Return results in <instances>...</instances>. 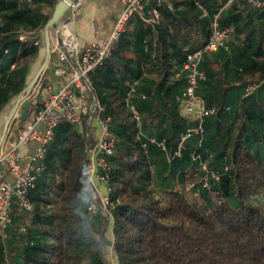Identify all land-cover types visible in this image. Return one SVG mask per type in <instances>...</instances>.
I'll use <instances>...</instances> for the list:
<instances>
[{
	"label": "trees",
	"instance_id": "trees-1",
	"mask_svg": "<svg viewBox=\"0 0 264 264\" xmlns=\"http://www.w3.org/2000/svg\"><path fill=\"white\" fill-rule=\"evenodd\" d=\"M198 2L206 13L195 0H147L146 19L155 10L159 19L134 16L90 77L95 116L115 139L106 185L118 264H264V7L240 0L220 13L235 32L228 49L204 55L197 91L215 112L183 142L199 124L178 100L183 66L227 0ZM56 5L0 0V114L32 79ZM28 32L36 38L21 41ZM94 130L67 121L55 129L28 194L33 209L11 208L0 264H108L109 216L89 214L83 193Z\"/></svg>",
	"mask_w": 264,
	"mask_h": 264
},
{
	"label": "built area",
	"instance_id": "built-area-1",
	"mask_svg": "<svg viewBox=\"0 0 264 264\" xmlns=\"http://www.w3.org/2000/svg\"><path fill=\"white\" fill-rule=\"evenodd\" d=\"M147 0H121L123 9L118 17L114 29L107 40L101 43H93L85 48L81 47L75 32L82 1H73L67 11L69 14L61 20L54 30V41L51 56L56 57V63L52 67V75L56 85L46 86V96L43 102L32 110L31 115L20 126L18 139L9 147L0 150V235L6 236L11 226V208L17 204L25 210H32V203L28 194L35 186L36 176L43 170L42 160L47 147L52 141L55 129L63 121L81 126L87 123L88 129L97 126L96 143L87 146L88 167L90 182L97 180L107 184L110 167L107 157L114 152L115 139L109 128L108 121L100 119L95 114L102 110L97 102L92 89L90 74L101 66L112 53V48L126 29L127 24L134 16H140L147 21H157L159 13L154 11V18L146 19L145 3ZM161 1V0H158ZM198 7L204 12L202 5L195 0ZM240 0H227L214 16L211 24L212 32L208 41L201 47L191 51L186 58L183 71L186 75V87L178 98L184 116L194 118L199 124L188 129L183 136V142L192 135L203 133L204 119L215 112V108L208 107L203 98L197 96L200 82L205 78L200 70V64L205 54L218 51L220 48L228 49L229 41L234 34V27H222L219 15L228 6ZM257 7H264V0H249ZM206 13V12H205ZM21 41L36 38V34L28 32L20 35ZM41 41L36 40L38 45ZM48 68V67H47ZM47 69L38 81V87L45 86L43 77ZM252 89L251 87L248 90ZM134 92L132 88L127 94V104ZM137 121L140 116L134 107H131ZM10 135L8 131L6 137ZM5 137V138H6ZM89 138V134H88ZM6 140H4L5 142ZM155 142V140H152ZM34 149L23 154L31 144ZM205 168V167H204ZM206 180V178H204ZM107 186V185H106ZM109 191V189H108ZM16 199L15 203L13 199ZM102 204L108 205V197L100 199ZM97 202H90L87 206L89 214L98 210ZM24 230V229H23Z\"/></svg>",
	"mask_w": 264,
	"mask_h": 264
},
{
	"label": "crops",
	"instance_id": "crops-1",
	"mask_svg": "<svg viewBox=\"0 0 264 264\" xmlns=\"http://www.w3.org/2000/svg\"><path fill=\"white\" fill-rule=\"evenodd\" d=\"M60 0H57V4ZM78 1V0H73ZM82 6L80 13L75 24V32L80 41L81 47L85 48L93 43H101L108 39L111 35L115 23L120 16L123 5L121 0H81ZM171 7V6H170ZM69 13L67 12V15ZM40 41L43 43L41 53L37 61L33 64L31 69V74L34 76L39 70L37 65L43 63L45 59V49H44V37L43 33H39ZM51 49L53 47L54 41V30H51ZM56 63V57L51 56L50 62L44 76L45 84L48 85L50 82H53L52 85H56V80L52 75V67ZM40 68V67H39ZM49 70V71H48ZM46 91H44V96H46ZM35 101L32 102L31 108L35 109ZM31 110V112H32ZM31 112L29 113L27 119L30 117ZM20 128H18L16 136L13 133H10L6 142H3L2 147L7 148L10 144L14 143L18 139ZM35 144H31L28 149H24L23 154H27L30 150L34 149Z\"/></svg>",
	"mask_w": 264,
	"mask_h": 264
},
{
	"label": "rangeland",
	"instance_id": "rangeland-1",
	"mask_svg": "<svg viewBox=\"0 0 264 264\" xmlns=\"http://www.w3.org/2000/svg\"><path fill=\"white\" fill-rule=\"evenodd\" d=\"M42 65V63H40L39 65H37V68L39 69V67ZM49 71V70H48ZM92 76V73L90 74V77ZM42 82H45V79L43 77V81ZM53 82H50V84L48 85H52ZM45 86H47L45 84ZM43 96H44V87H43V84L41 87H38V85L36 84L34 86V88L31 90V95L29 97V100L31 102L35 101V100H40L41 103L43 102ZM15 102V100L0 114V136L2 135V132H3V128H4V125H5V122H6V119H7V116L11 110V107L13 105V103ZM21 109L22 108H19L18 112L16 113L15 115V118L9 128V132L10 133H13L15 136L17 134V131H18V128H20V126L22 125V120L20 119V116H21ZM32 108L30 107V111L29 113L31 112ZM95 124V122H94ZM95 131V130H94ZM93 133H97L96 131L93 132ZM9 137V135L5 138V140H7ZM6 142V141H5ZM94 144H92V141H91V144L90 146L92 147ZM89 163V162H88ZM88 167V164H86V168ZM90 172H87V177H86V181L84 182L83 184V193H84V197H85V204H87V206L89 205L90 202H97L98 204V210L96 213L94 214H91V215H99L101 214L102 216L104 215L105 217L106 216H109V204L108 205H105V204H102V201L100 200L101 198H104V197H108V186H106V184L102 183V182H99L97 180H93V184L92 182H90ZM16 199L14 198L13 199V202L15 203ZM97 218H98V221H97ZM108 222H107V231H106V236L107 238L109 239V243L108 245H106V248H105V257H106V260L108 262V264H118L117 262V257H116V254L113 250V235H112V228H113V218L112 217H108ZM99 217H95V225L99 228L100 226V221H99Z\"/></svg>",
	"mask_w": 264,
	"mask_h": 264
},
{
	"label": "water",
	"instance_id": "water-1",
	"mask_svg": "<svg viewBox=\"0 0 264 264\" xmlns=\"http://www.w3.org/2000/svg\"><path fill=\"white\" fill-rule=\"evenodd\" d=\"M73 0H60L58 4L55 7L54 14L52 18L48 21L46 24L44 30H43V37H44V49H45V59L40 66L39 70L36 72V74L32 77L26 88L23 90V92L18 96V98L13 103L11 110L7 116L2 135L0 136V150L2 148L3 142L5 140V137L9 131V128L15 118L16 113L18 112L19 108L21 109V116L20 119L22 122L26 121L30 107L32 105V102L29 100V97L31 95V90L34 88V86L38 83L41 76L47 69L50 58H51V37L50 33L51 30L58 27L61 20L65 17L67 11L72 6Z\"/></svg>",
	"mask_w": 264,
	"mask_h": 264
}]
</instances>
